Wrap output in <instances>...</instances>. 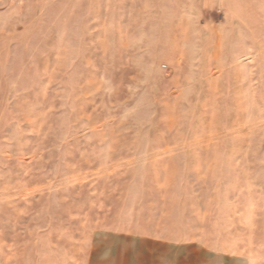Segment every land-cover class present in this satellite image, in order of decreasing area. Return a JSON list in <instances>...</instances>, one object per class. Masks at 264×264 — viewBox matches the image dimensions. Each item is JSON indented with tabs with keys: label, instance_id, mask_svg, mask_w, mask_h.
I'll list each match as a JSON object with an SVG mask.
<instances>
[{
	"label": "rangeland",
	"instance_id": "rangeland-1",
	"mask_svg": "<svg viewBox=\"0 0 264 264\" xmlns=\"http://www.w3.org/2000/svg\"><path fill=\"white\" fill-rule=\"evenodd\" d=\"M194 234L264 264V0H0V264Z\"/></svg>",
	"mask_w": 264,
	"mask_h": 264
},
{
	"label": "crops",
	"instance_id": "crops-1",
	"mask_svg": "<svg viewBox=\"0 0 264 264\" xmlns=\"http://www.w3.org/2000/svg\"><path fill=\"white\" fill-rule=\"evenodd\" d=\"M140 260L129 264H251L250 243L217 240L194 234L185 240L152 235Z\"/></svg>",
	"mask_w": 264,
	"mask_h": 264
}]
</instances>
